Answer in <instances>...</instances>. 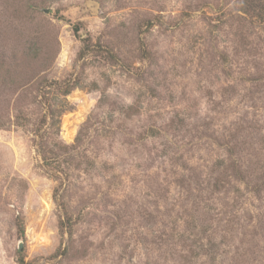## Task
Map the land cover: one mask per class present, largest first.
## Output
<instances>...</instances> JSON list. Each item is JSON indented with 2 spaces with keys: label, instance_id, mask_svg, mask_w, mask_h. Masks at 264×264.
<instances>
[{
  "label": "rangeland",
  "instance_id": "obj_1",
  "mask_svg": "<svg viewBox=\"0 0 264 264\" xmlns=\"http://www.w3.org/2000/svg\"><path fill=\"white\" fill-rule=\"evenodd\" d=\"M0 264H264V0H0Z\"/></svg>",
  "mask_w": 264,
  "mask_h": 264
},
{
  "label": "trees",
  "instance_id": "obj_2",
  "mask_svg": "<svg viewBox=\"0 0 264 264\" xmlns=\"http://www.w3.org/2000/svg\"><path fill=\"white\" fill-rule=\"evenodd\" d=\"M75 31H76V34H78L79 31H80V28H79L78 26H76V27H75ZM84 45H85V50H86V49H89V48L91 47V43H90L88 37L84 38ZM101 51L105 52V55H106V56H107V54H108L110 57H115V56H116L113 52L109 51V49H106V48H105L104 50H101ZM83 52H84V51H83ZM18 227H19L20 232H24L23 221H22V219H21L20 217H19V219H18ZM22 263H24L23 260H22Z\"/></svg>",
  "mask_w": 264,
  "mask_h": 264
}]
</instances>
